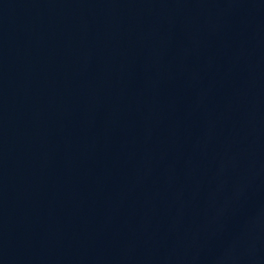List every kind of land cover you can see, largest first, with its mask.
<instances>
[{
	"label": "water",
	"instance_id": "obj_1",
	"mask_svg": "<svg viewBox=\"0 0 264 264\" xmlns=\"http://www.w3.org/2000/svg\"><path fill=\"white\" fill-rule=\"evenodd\" d=\"M0 264H264V0H0Z\"/></svg>",
	"mask_w": 264,
	"mask_h": 264
}]
</instances>
